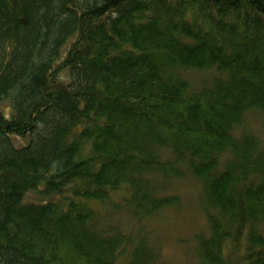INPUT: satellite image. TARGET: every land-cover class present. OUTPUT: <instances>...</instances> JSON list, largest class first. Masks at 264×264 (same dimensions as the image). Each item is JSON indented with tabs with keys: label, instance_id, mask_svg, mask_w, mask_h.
I'll return each mask as SVG.
<instances>
[{
	"label": "trees",
	"instance_id": "1",
	"mask_svg": "<svg viewBox=\"0 0 264 264\" xmlns=\"http://www.w3.org/2000/svg\"><path fill=\"white\" fill-rule=\"evenodd\" d=\"M1 101L0 264L157 263L187 171L200 263L264 264V0H0Z\"/></svg>",
	"mask_w": 264,
	"mask_h": 264
},
{
	"label": "rangeland",
	"instance_id": "2",
	"mask_svg": "<svg viewBox=\"0 0 264 264\" xmlns=\"http://www.w3.org/2000/svg\"><path fill=\"white\" fill-rule=\"evenodd\" d=\"M209 73V71H198L201 77H206ZM197 81L196 75L193 74L192 84H197ZM0 106L7 108L9 103L1 101ZM240 130L253 133L264 143V112L255 110L246 112L236 132ZM168 185L170 192L179 198L178 206H167L152 213L149 218L141 221L142 227L154 229L150 243L157 242L156 260L162 261L163 264H201L195 239L198 234L204 236L208 234L206 215L207 211L213 210V207L208 205L206 196L202 193L200 180L188 171L183 176L173 177ZM202 196H205L207 205L203 204ZM28 199H37L36 193L27 194L24 201ZM121 221L124 229H128L129 218L122 217ZM231 250L233 251L231 253L238 255L239 250L233 248ZM153 264H157L155 259Z\"/></svg>",
	"mask_w": 264,
	"mask_h": 264
},
{
	"label": "bare ground",
	"instance_id": "3",
	"mask_svg": "<svg viewBox=\"0 0 264 264\" xmlns=\"http://www.w3.org/2000/svg\"><path fill=\"white\" fill-rule=\"evenodd\" d=\"M191 73L188 71L185 75H190ZM122 232V233H121ZM118 231V232H116L115 234L117 235V236H123V235H125V234H123L124 232L123 231ZM232 251H227V250H225L224 249V252H223V254H224V257L227 259V261L228 260H232V261H234V260H237V255L235 254V253H231ZM157 264H163V262L162 261H160V260H157Z\"/></svg>",
	"mask_w": 264,
	"mask_h": 264
}]
</instances>
